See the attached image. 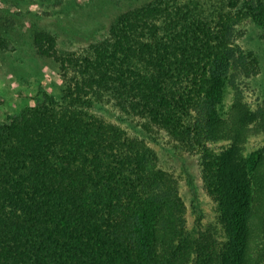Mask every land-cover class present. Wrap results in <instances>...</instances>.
I'll list each match as a JSON object with an SVG mask.
<instances>
[{
	"label": "trees",
	"instance_id": "16d2710c",
	"mask_svg": "<svg viewBox=\"0 0 264 264\" xmlns=\"http://www.w3.org/2000/svg\"><path fill=\"white\" fill-rule=\"evenodd\" d=\"M28 1L0 0V53L41 7L71 15L79 5ZM245 17L264 27V0H147L71 30L79 44L62 49L59 32L30 23L62 94L44 92L0 123V264H264L263 252H248L251 225L264 232V145L247 157L207 145L264 130V105L249 107L237 84L262 65L235 45L233 24ZM229 82L238 90L224 115ZM105 101L144 119L146 132L200 148L225 246L208 228L189 229L179 178L145 137L89 111Z\"/></svg>",
	"mask_w": 264,
	"mask_h": 264
},
{
	"label": "rangeland",
	"instance_id": "374dc122",
	"mask_svg": "<svg viewBox=\"0 0 264 264\" xmlns=\"http://www.w3.org/2000/svg\"><path fill=\"white\" fill-rule=\"evenodd\" d=\"M145 1L147 0H79V5L69 11L71 15H55L53 11L50 12L51 7L48 5L40 8L36 4H30L29 0L28 8H40L41 14L29 15L28 28L23 26L16 31L14 42L0 53V123L7 121L12 115L19 114L25 107L39 102L44 92H50L58 98L62 94L61 74L57 63L53 58L38 53L35 46L33 33L37 26H30L33 20L38 23V27L60 33L58 45L61 49L74 48L73 45L78 46L79 43L70 42L71 30L102 26L121 11ZM44 10L48 13H44ZM233 27L238 50H254L261 59V71L258 74L239 77L237 82L244 103L256 110L264 105V27L251 17L235 19ZM237 90L231 82L225 84L224 96L219 104L224 115L230 112ZM89 111L121 124L133 135L145 137L156 149L160 164L173 171L179 178L181 193L188 206L189 229L194 232L198 227L208 228L220 244L225 246L228 240L227 229L218 201L204 186L200 148L187 147L164 130H156L153 133L144 131V119L123 112L112 102L97 104L89 108ZM207 145L215 151L233 146L236 151L239 149L240 153L247 157L264 145V130L250 135L247 140L238 144L225 138L208 142ZM257 223L258 225H251V247L248 250L250 259L252 255L259 256L260 252L264 253V232L258 220Z\"/></svg>",
	"mask_w": 264,
	"mask_h": 264
}]
</instances>
